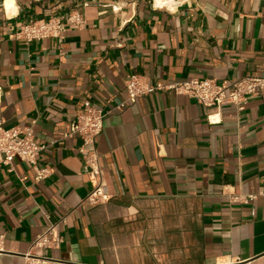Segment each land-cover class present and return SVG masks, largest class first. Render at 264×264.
I'll return each instance as SVG.
<instances>
[{
  "label": "crops",
  "instance_id": "0c3cea01",
  "mask_svg": "<svg viewBox=\"0 0 264 264\" xmlns=\"http://www.w3.org/2000/svg\"><path fill=\"white\" fill-rule=\"evenodd\" d=\"M12 2L0 0V121L32 127L51 172L0 164V264H264V96L240 110L156 90L115 109L132 73L154 85L264 74V0ZM51 17H63L60 38L17 34ZM88 103L111 110L96 143L110 197L98 203L70 134ZM51 222L61 244L32 249Z\"/></svg>",
  "mask_w": 264,
  "mask_h": 264
},
{
  "label": "built area",
  "instance_id": "2783aa9c",
  "mask_svg": "<svg viewBox=\"0 0 264 264\" xmlns=\"http://www.w3.org/2000/svg\"><path fill=\"white\" fill-rule=\"evenodd\" d=\"M171 1L164 0L159 5L167 6ZM64 18L74 23L82 22L77 11L67 13ZM62 29L63 17L39 18L21 24L17 34L26 41L47 37L60 38ZM125 88L128 92V98L115 106L117 110L128 107L138 97L156 90L190 95L209 108H219L225 103H233L242 110L250 96L258 94L264 96V74L245 75L229 83L219 81L216 77H210L191 78L154 85L147 76L132 73L125 80ZM110 112L111 110H105L100 105L88 103L85 104L83 110L77 113L71 123L70 134H78L83 140L81 150L85 152V163L94 186L86 197V200L91 203L106 201L110 197L96 146L97 139L104 129L106 117ZM212 118L215 119L209 115L210 121L213 120ZM45 147V144L36 141L32 127L7 126L3 121H0V164L12 169L14 159L19 157L32 164L36 170V180H41L51 172L49 166L41 167L38 163V156ZM249 197H253V194L245 196L243 199L247 200ZM1 237L2 235H0ZM61 242L62 237L58 233V222H51L34 241L32 249L58 247Z\"/></svg>",
  "mask_w": 264,
  "mask_h": 264
},
{
  "label": "bare ground",
  "instance_id": "6f19581e",
  "mask_svg": "<svg viewBox=\"0 0 264 264\" xmlns=\"http://www.w3.org/2000/svg\"><path fill=\"white\" fill-rule=\"evenodd\" d=\"M163 1H164V0H156V2H157L158 4H161ZM6 4H7L8 9H11L12 6L14 5L13 2H12V0H6Z\"/></svg>",
  "mask_w": 264,
  "mask_h": 264
}]
</instances>
